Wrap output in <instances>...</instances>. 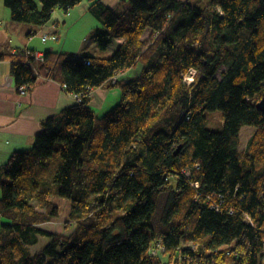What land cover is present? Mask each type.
<instances>
[{
	"label": "trees",
	"instance_id": "1",
	"mask_svg": "<svg viewBox=\"0 0 264 264\" xmlns=\"http://www.w3.org/2000/svg\"><path fill=\"white\" fill-rule=\"evenodd\" d=\"M82 2L100 26V51L122 41L110 57L45 51L37 62L0 46L17 90L54 81L79 99L43 120L32 147L0 168V217L8 221L0 225V264H263L264 113L256 103L264 92V0L4 6L13 22L37 29ZM138 67L134 78L111 80ZM101 87L119 89L121 101L97 118L91 91ZM207 112L222 114L221 132L206 127ZM246 126L255 132L239 152ZM56 197L71 204L69 237L40 227L58 218ZM41 238L48 242L34 253Z\"/></svg>",
	"mask_w": 264,
	"mask_h": 264
},
{
	"label": "crops",
	"instance_id": "2",
	"mask_svg": "<svg viewBox=\"0 0 264 264\" xmlns=\"http://www.w3.org/2000/svg\"><path fill=\"white\" fill-rule=\"evenodd\" d=\"M118 1L114 0L111 8ZM103 2L105 3L104 0ZM87 9L88 4L82 2L68 13L57 10L48 24L36 29L27 24L13 22L10 12L4 6V0H0V46H7L13 52L16 50L42 54L45 51L61 52L72 59L89 52L104 57L113 46L109 52L112 55L122 41L115 39L104 52L100 51L94 41V33L100 26L96 21H88ZM88 34L89 37L86 38ZM44 35H56L58 40L43 41ZM129 71L130 74L135 72L137 76L140 67ZM120 101L119 89L97 88L91 91L90 109L97 118H102ZM76 103L75 96L54 81L41 80L31 93L20 95L10 73V62L0 61V168L7 163L12 153L32 147L35 136L42 130L43 120ZM243 132L248 134L246 141L248 142L255 130L252 127H243L239 137ZM238 150L242 152L239 148ZM4 223L8 221L0 217V225Z\"/></svg>",
	"mask_w": 264,
	"mask_h": 264
},
{
	"label": "rangeland",
	"instance_id": "3",
	"mask_svg": "<svg viewBox=\"0 0 264 264\" xmlns=\"http://www.w3.org/2000/svg\"><path fill=\"white\" fill-rule=\"evenodd\" d=\"M105 4L108 6H113V2L114 0H104ZM185 1V0H182ZM85 21V20H84ZM88 21H95L89 14H88ZM84 24V22H82ZM89 37L86 36V38ZM113 46L110 48L112 49ZM110 49L107 51V54L104 56L105 58L110 57ZM226 70V68H222L220 70V72L217 73L216 78L219 79V75L220 73ZM135 73V72H134ZM130 74V71H125L122 72L121 76L122 78H126V79H130L132 77H135L136 74ZM206 117V127L214 132H221L223 130V117L222 114L220 112H207L205 114ZM247 139H248V134L246 132L241 133L240 137H239V143L241 144V146H239L240 151H242V149H244L246 147L247 144ZM52 201L59 207L60 209V214L58 216V218L54 219L51 222H47L42 224L40 227L58 234L60 236H64V237H69L73 231V227L71 229L65 230V225L69 224V213H70V201L67 199H63V198H53ZM47 239L45 238H41L40 242L37 246H35L32 251L34 253L39 252L46 244H47ZM48 263L49 264H59L56 260L54 259H48Z\"/></svg>",
	"mask_w": 264,
	"mask_h": 264
},
{
	"label": "built area",
	"instance_id": "4",
	"mask_svg": "<svg viewBox=\"0 0 264 264\" xmlns=\"http://www.w3.org/2000/svg\"><path fill=\"white\" fill-rule=\"evenodd\" d=\"M42 40H43V41H47V40H50V41H57L58 38H57V36H55V35H44V36L42 37ZM25 55H26V56H29V57H31V58H33V59H34L35 61H37V62H42V61H43V58H44V55H43L42 53L34 52V51H29V50H25ZM121 75H122V74L119 73V74L115 75L111 80H112L113 82H116V81H118V80H121V79H122V76H121ZM193 75H194V71H193V70H190V73H189L187 76H185L184 79H185V81H186L188 84L191 83V82L193 81ZM17 91H18V93H19L20 95H27V94H28V91H27V87H26V86H22V87H20ZM75 98H76V100H79L77 96H75ZM185 176L189 178L190 173H189V172H186V173H185ZM150 253H151V255L154 256L155 253H156V250L151 249V250H150Z\"/></svg>",
	"mask_w": 264,
	"mask_h": 264
},
{
	"label": "water",
	"instance_id": "5",
	"mask_svg": "<svg viewBox=\"0 0 264 264\" xmlns=\"http://www.w3.org/2000/svg\"><path fill=\"white\" fill-rule=\"evenodd\" d=\"M256 108L260 113H264V92L262 93L259 101L256 103Z\"/></svg>",
	"mask_w": 264,
	"mask_h": 264
},
{
	"label": "bare ground",
	"instance_id": "6",
	"mask_svg": "<svg viewBox=\"0 0 264 264\" xmlns=\"http://www.w3.org/2000/svg\"><path fill=\"white\" fill-rule=\"evenodd\" d=\"M194 71V70H193ZM196 74V73H195ZM105 111V110H104Z\"/></svg>",
	"mask_w": 264,
	"mask_h": 264
}]
</instances>
